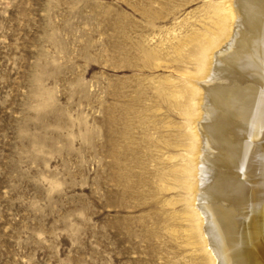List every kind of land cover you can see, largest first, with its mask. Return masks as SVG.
I'll return each mask as SVG.
<instances>
[{"label": "rangeland", "instance_id": "1", "mask_svg": "<svg viewBox=\"0 0 264 264\" xmlns=\"http://www.w3.org/2000/svg\"><path fill=\"white\" fill-rule=\"evenodd\" d=\"M225 1L0 0V264H203L174 168Z\"/></svg>", "mask_w": 264, "mask_h": 264}, {"label": "bare ground", "instance_id": "2", "mask_svg": "<svg viewBox=\"0 0 264 264\" xmlns=\"http://www.w3.org/2000/svg\"><path fill=\"white\" fill-rule=\"evenodd\" d=\"M216 10L188 56L175 182L203 264H264V0Z\"/></svg>", "mask_w": 264, "mask_h": 264}]
</instances>
